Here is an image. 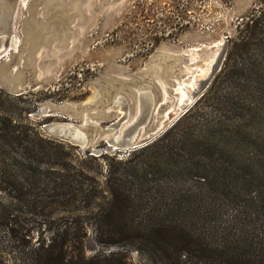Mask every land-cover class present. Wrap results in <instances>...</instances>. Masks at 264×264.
<instances>
[{
  "label": "rangeland",
  "instance_id": "1",
  "mask_svg": "<svg viewBox=\"0 0 264 264\" xmlns=\"http://www.w3.org/2000/svg\"><path fill=\"white\" fill-rule=\"evenodd\" d=\"M21 1L15 25L21 52L10 58L26 57L23 49L33 36L31 29L44 23L40 30L46 42L38 62L56 76L15 102L21 109L32 110L29 121L50 141L45 150L55 164L49 170L35 163L14 169L17 185L27 195L21 204L14 203L13 213L20 220V232L21 228L30 232L29 245L60 236L73 263L166 264L153 251L157 230L178 226L173 236L199 233L196 223L201 216L212 221L220 217V211L206 210L223 209L227 218L243 205L239 192L264 188V53L256 54L257 67L248 78L222 76L232 42L253 15L264 11L261 0H119L110 5L106 0H28L26 8ZM219 47L225 50V58L206 99L147 149L118 150L99 137L80 150L43 128L63 122L61 117H35L39 111L88 102L99 93L100 107H93L92 113L99 126L107 128L124 112L112 108L109 117L103 116L106 93L113 89L127 96L134 91L141 72L151 71L157 52L188 54L190 63L185 58L176 64L186 63L187 68L178 72L183 75L180 80H186L190 71L205 69ZM170 65L162 67L167 70ZM133 101L134 110L131 103L129 123L123 128L138 118V100ZM18 122L26 124L24 118ZM202 177L207 181L203 183ZM113 187L135 203L122 217L117 212L105 216L112 207ZM0 188H7L8 195L0 192V197L9 202L16 188L11 182L0 183ZM169 188L179 194L173 196ZM45 205L50 206L48 214L42 213ZM110 220L116 226L101 236ZM4 231L1 227L0 237Z\"/></svg>",
  "mask_w": 264,
  "mask_h": 264
},
{
  "label": "trees",
  "instance_id": "2",
  "mask_svg": "<svg viewBox=\"0 0 264 264\" xmlns=\"http://www.w3.org/2000/svg\"><path fill=\"white\" fill-rule=\"evenodd\" d=\"M261 3L264 5V0H261ZM259 13L258 17L253 15L249 20L251 23L248 21L245 30H242L232 42L224 62L222 76L228 79L248 78L257 67L256 54L264 53V11ZM218 78L220 79V76ZM30 94L12 96L0 90V168L4 167L3 173L1 171L0 183L9 185L11 182L16 188L14 195L9 194V202L0 197V228L5 229L3 237H0V264H82L73 263L68 259L60 243V236H54L50 241L44 239L36 246L29 245L30 232L24 230L25 228H21L25 232H20L18 229L19 225L21 226L20 220L13 213L14 203L21 204L27 195L18 187L14 169L25 168L35 163L49 170L55 165L51 155L45 150V145L50 141L45 139L29 121L28 115L32 110L21 109L15 103ZM4 97L8 101H5ZM206 97L207 94L159 139L168 136ZM21 118L26 122L24 126L18 125V120ZM202 167L206 166L202 165ZM26 177L28 178L27 175ZM206 179L202 177V182H206ZM169 191L173 196L179 194L175 188H169ZM0 192L6 195L9 193L7 188H0ZM111 194L112 207L105 216L110 217L117 212L116 215L122 217L129 208L135 206L132 197L121 192L119 188L113 187ZM238 195L242 196L239 198L244 199L243 205L231 210L227 218H224L223 209L218 208L214 212L206 210V213L211 214L220 211V217H215L216 220L212 221L209 217L201 216L200 222L196 223L200 226L199 233L190 232L188 236H173L178 226L157 230V236H153V251L157 254V260H164L166 264H264V188L253 190L250 187L246 191L239 192ZM171 206L170 202V208ZM49 208L50 206L45 205L42 213L46 211L48 214ZM253 210H256V214L251 213ZM194 224L190 223L188 226L192 228ZM115 226L113 220L105 222L103 226L105 230L101 231L103 232L101 236H104L106 230H112ZM165 233L170 236H164ZM104 264L110 262L105 261Z\"/></svg>",
  "mask_w": 264,
  "mask_h": 264
},
{
  "label": "water",
  "instance_id": "3",
  "mask_svg": "<svg viewBox=\"0 0 264 264\" xmlns=\"http://www.w3.org/2000/svg\"><path fill=\"white\" fill-rule=\"evenodd\" d=\"M106 1L110 5L119 0ZM11 2L13 8L16 4L18 7L15 14L12 8L11 13H4L0 0V89L21 96L40 90L46 82L55 79L56 76L51 71H44L38 62L40 52L43 50L42 42H46L44 40L46 34L40 30L44 23L35 25L31 29L33 36L28 39V45L23 49L26 57L23 60L17 58L14 61L10 58V55L18 56L21 52L19 34H17L15 28L19 20L20 3L19 0H11ZM24 2H28V0H22L21 4L23 5ZM4 8L6 10V6ZM35 21H38V18ZM224 56L225 50L221 49L219 58L210 75L198 82V87L190 93V99L186 100L181 106L176 104L179 96L176 88L177 82L183 77L178 72L182 71L184 63L180 66L176 64L177 61L183 62L185 57L174 53L157 52V59L151 62V71L144 70L141 72L142 80H138L136 88L133 89L134 91L127 96L115 93L113 89L106 93L107 102H103V116L109 117L112 111L108 110L112 108H114L112 110L120 108L124 112L122 118L112 122L107 128H101L97 123L98 121L94 119L95 113H92L93 107H100L99 93L94 94L88 102L65 104L56 107L52 112L43 113L39 111L35 114V117L38 119L61 117L64 120L63 122H52L44 125L43 128L50 136L76 145L80 150H84L99 137H105L106 143L114 149L129 152L143 149L167 133L205 95L212 80L221 69ZM169 63L172 65L171 69L170 67L167 70L166 68L163 69L162 65H168ZM161 82L166 87L168 95L166 100H163ZM171 82L172 84H170ZM135 97H137L140 108L138 118L135 122L123 128L124 125L129 123L127 121L129 109L132 103L134 110L133 100ZM77 120H79V123H77Z\"/></svg>",
  "mask_w": 264,
  "mask_h": 264
},
{
  "label": "bare ground",
  "instance_id": "4",
  "mask_svg": "<svg viewBox=\"0 0 264 264\" xmlns=\"http://www.w3.org/2000/svg\"><path fill=\"white\" fill-rule=\"evenodd\" d=\"M1 2H2L1 3L2 4V11H4V13H11V8L13 9L14 14L17 12V8H18L17 4L15 5V8H13L11 0H1ZM26 5H27V3L24 2L23 6L25 7ZM4 6H6V10H5ZM3 8H4V10H3ZM220 52H221V49L219 47L215 56L211 57V61H209L204 66L205 69H203V70L201 69V70L196 71L194 73L190 71V74H192V75L189 76V79L180 80L177 82L176 92L179 93V96L177 97V103L176 104L178 106L183 105L186 100L190 99L191 91H193L194 89H196L198 87V82L200 80L205 79L208 77V75H210V73L213 70L214 65L216 64V62L219 58ZM184 57L187 58L186 63H190L192 61L190 56H188V54H185ZM186 63L184 62V68H187V65H185ZM195 74H199V75H195ZM161 87L163 90V100H166L168 95L166 92V87L162 82H161ZM135 99H137V97ZM138 105H139V102H138Z\"/></svg>",
  "mask_w": 264,
  "mask_h": 264
}]
</instances>
